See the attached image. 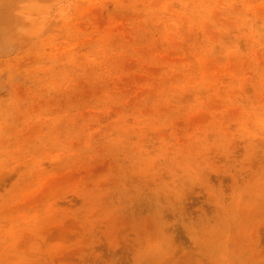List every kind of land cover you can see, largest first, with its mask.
<instances>
[{"label": "rangeland", "instance_id": "1", "mask_svg": "<svg viewBox=\"0 0 264 264\" xmlns=\"http://www.w3.org/2000/svg\"><path fill=\"white\" fill-rule=\"evenodd\" d=\"M0 264H264V0H0Z\"/></svg>", "mask_w": 264, "mask_h": 264}]
</instances>
